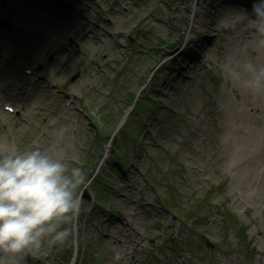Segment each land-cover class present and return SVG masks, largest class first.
<instances>
[{
    "label": "rangeland",
    "instance_id": "374dc122",
    "mask_svg": "<svg viewBox=\"0 0 264 264\" xmlns=\"http://www.w3.org/2000/svg\"><path fill=\"white\" fill-rule=\"evenodd\" d=\"M252 3L0 0V138L67 127L87 174L77 242L22 264H264V88L221 70Z\"/></svg>",
    "mask_w": 264,
    "mask_h": 264
},
{
    "label": "clouds",
    "instance_id": "9594fccd",
    "mask_svg": "<svg viewBox=\"0 0 264 264\" xmlns=\"http://www.w3.org/2000/svg\"><path fill=\"white\" fill-rule=\"evenodd\" d=\"M241 15L264 48V0H253ZM221 70L245 88L264 86V67L251 60L226 62ZM67 133V127L53 128L47 146L17 150L0 138V264H22L28 255L77 242L87 174L64 146Z\"/></svg>",
    "mask_w": 264,
    "mask_h": 264
},
{
    "label": "bare ground",
    "instance_id": "6f19581e",
    "mask_svg": "<svg viewBox=\"0 0 264 264\" xmlns=\"http://www.w3.org/2000/svg\"><path fill=\"white\" fill-rule=\"evenodd\" d=\"M46 2L49 3L48 1H46ZM245 6H247V5H245ZM221 7H222L223 10L227 9V7H225L223 5H221ZM222 9L220 8V10H222ZM195 11H194V13H195ZM248 12H250V11H248ZM241 16L243 17V15H241ZM194 20L197 21V19H193L192 24L189 25L190 26V30H191V28H193L195 26V21ZM243 20H244L243 21L244 22V26L242 28H245L246 20H245V18ZM189 26H188V29H189ZM243 37L238 39V41L234 45L235 46L234 49H236L237 45L241 46L240 42L242 41ZM259 53H260L259 54L260 58H259L258 63H257L258 68L259 67H264V48H260L259 47ZM262 87L264 88V86H262ZM259 105H260V108H258V105H252L250 110H249V107L248 108L245 107L246 108L245 112L248 115V117L251 119L252 123L253 122L257 123L258 121H261V120L264 121V119H262V118H264V99H260ZM5 107H7V106H5ZM226 133H228L227 129H226ZM230 134H231V132H230ZM240 134H241V132H240V130H238V132H236L235 136H238ZM240 138H244V136H241ZM252 147H255V145H253ZM135 233L138 235V241H137V238L135 237L133 239V243H135L136 247H137L138 245L139 246L141 245V241L143 240V237L139 233H137V232H135Z\"/></svg>",
    "mask_w": 264,
    "mask_h": 264
},
{
    "label": "water",
    "instance_id": "95a60500",
    "mask_svg": "<svg viewBox=\"0 0 264 264\" xmlns=\"http://www.w3.org/2000/svg\"><path fill=\"white\" fill-rule=\"evenodd\" d=\"M207 245H209V244H207ZM210 246V245H209Z\"/></svg>",
    "mask_w": 264,
    "mask_h": 264
}]
</instances>
